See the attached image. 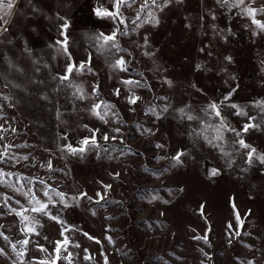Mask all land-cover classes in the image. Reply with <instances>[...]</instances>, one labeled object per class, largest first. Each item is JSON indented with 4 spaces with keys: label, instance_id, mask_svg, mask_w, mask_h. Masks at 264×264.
Here are the masks:
<instances>
[{
    "label": "rangeland",
    "instance_id": "rangeland-1",
    "mask_svg": "<svg viewBox=\"0 0 264 264\" xmlns=\"http://www.w3.org/2000/svg\"><path fill=\"white\" fill-rule=\"evenodd\" d=\"M32 3L39 12H33L27 0H17L8 31L0 36V172L12 174L0 175V249L7 254H0V264H105V256L107 264H264V164L256 159L264 156V113L256 106L264 103V33L254 35L249 17L240 9L220 8L215 0H183L162 12L152 8V0L140 12L145 0H135L132 7L121 8L125 22L119 29L127 34L118 33L116 39L124 51L100 54L93 38L113 32L118 20L99 18L94 9L114 11L109 0ZM251 7L264 8V0ZM149 9L159 18L156 26L144 22ZM58 16L71 24L72 60L77 66L86 62L83 72L74 69L71 74L82 84L84 100L73 98L67 82L61 85L55 79L68 63L48 47L61 38ZM256 19L264 22V15ZM118 57L127 61L128 71L110 67ZM125 79L141 85L133 89L140 97L135 105L127 101L132 93L122 83ZM226 95V103L248 114L238 116L235 109L221 105L232 128L258 125L241 137L256 149L251 165L248 150L233 145L237 137L232 132L224 133L223 144L232 153L231 165L218 148L193 133L204 121L218 123L201 109L210 102L220 104ZM95 103L111 106L102 107L104 120L89 111ZM166 105L168 111L162 112ZM180 108L201 120L178 119ZM117 128L119 133L113 131ZM89 129H99L101 148L82 155L61 150L67 144L79 147L91 136ZM103 133L109 135L107 142ZM207 135L215 133L209 129ZM178 151L185 153L183 163L173 167ZM213 168L219 169L218 175L210 174ZM105 185L111 187L106 190ZM49 188L64 193L69 206L49 205L63 224L26 212L38 221L28 224L36 235L10 208H30L20 194L29 189L46 202L43 192ZM82 193L87 196L80 198ZM50 195L58 201L54 192ZM195 237H206L207 243ZM65 238L69 243L57 254L56 242ZM25 239L27 245L22 244ZM68 253L72 255L66 260Z\"/></svg>",
    "mask_w": 264,
    "mask_h": 264
},
{
    "label": "snow or ice",
    "instance_id": "snow-or-ice-1",
    "mask_svg": "<svg viewBox=\"0 0 264 264\" xmlns=\"http://www.w3.org/2000/svg\"><path fill=\"white\" fill-rule=\"evenodd\" d=\"M17 0H0V36H3L8 31L7 25L10 22V17L12 16V9L15 7ZM256 0H215V3L220 7L227 9L231 11L232 9H240L241 13L246 15L250 18L251 24L255 26L253 29L254 35H259L261 33H264V22H261L260 20L256 19L257 14L264 15V8L256 9L251 7L252 4H254ZM27 3L32 6L33 12H39L40 9L33 5L32 0H27ZM109 3L113 5L114 11H109L107 9L96 7L94 9V14L99 18H109L113 21L118 20V24L115 27L114 31L111 32L108 35H105L104 33L97 34L93 40H94V46L96 47L97 53L105 54V53H111L113 49L118 52H123L124 49H122L119 46V43L117 42V34L120 33L119 24H123L125 22V19L121 13L122 7H132L133 4H135V0H109ZM183 0H152V8H157L159 11H164L165 8L169 7L172 4H182ZM149 5L147 3V0H145V4L141 6L140 12H143L145 9H148ZM209 15L211 16V19L215 20L216 15L214 11H209ZM59 20L62 21V23L58 26L59 36L60 39H56L53 43H50L48 45L49 48L54 49L56 53H59L60 55L64 56L66 61L68 63L66 64L65 73L62 75H59L58 77H55L57 79L58 83L61 85H65V82L67 84L65 85L69 89H71V94L73 98L78 100H84L87 97L84 93V88L82 84H76L72 78L71 74L73 73L74 69L77 72H83L85 70V63L86 62H80L77 66L76 62L72 60L71 53L69 51V43H70V37L68 33V29L71 27L70 21L66 17H57ZM140 19V15L138 13L136 20ZM203 19V17H202ZM136 21L134 20L133 23ZM145 23H151L153 26H156L159 24V18L155 14L154 11L149 9L147 14V19L144 21ZM186 27H191V25H186ZM126 35L127 33H120ZM145 41H147V37H145ZM10 42V41H9ZM26 52L31 54V49L25 47L24 49ZM203 51V49H201ZM148 53H146L147 55ZM231 57H225V60L228 62H231ZM87 63L90 64V59L87 61ZM110 67L113 69V71H121L126 72L128 71L127 68V61L123 57L115 58L111 63ZM200 65H197V70L200 69ZM90 71V68L88 69ZM264 71V69H262ZM122 83L127 86L128 91L132 93V95H129L127 97V101L129 104L135 105L137 101L140 99V97L136 96L133 92V89L136 87H140L139 81H133L130 79H125L122 81ZM169 85H171V81H167ZM98 88H93V92H97ZM115 94L119 96L120 90L115 89ZM47 99V97H45ZM166 99V98H165ZM230 100V96L226 95L223 100L220 102V104H217L216 102H210L205 108L201 109V111L204 113V116H212L213 119L218 120V123L215 125L209 124L207 121H204V124L200 131H196V129H193V133L196 137H199L203 140H205L210 146L214 148H218L219 151L222 153V155L227 159V163L231 165L234 161L230 158L232 156V153L225 150V147L223 146L225 142V132H232L237 139L233 141V145H238L241 149H247V163L251 165L253 163V156L256 153L255 148H251L242 137V133H247L250 128H256L258 125L256 123H245L242 126V129L240 131H237L236 129L232 128L231 125L228 123L227 119L221 114V105L224 107H230L232 109H235V114L238 116H247V112L241 108L239 105L235 103L228 104L226 101ZM261 109V112L264 113V103H260L256 105ZM102 107L104 109H110V105H102L101 103H95L89 108V111L99 117L101 120H104V114H102L101 109ZM146 111H151V113L156 116V119H160V114L155 112L154 109H149ZM162 112H167L168 107L167 105L161 109ZM178 112V119L181 120H188V121H197L199 122L201 120L200 116L194 115L192 112L188 111L186 108H180L177 110ZM57 119L60 118L59 111L57 112ZM250 120H255V117H249ZM107 122V121H105ZM2 127V126H0ZM211 129L215 135L209 136L207 135V131ZM91 132L90 137L83 138L79 144V147H73L71 144H67L64 149H61L62 151H65L72 154V155H82L86 151L95 150L98 148H101V144L96 139V133L99 131V129H89ZM113 131L119 133L120 129H114ZM144 132H152V129H145ZM117 137L113 136L112 139L115 140ZM64 139H67V137H64ZM102 139L104 142H107L109 140V135L107 133L102 134ZM158 148H163L164 145H156ZM107 151V149H103ZM6 154V151L5 153ZM185 153L183 151H178L173 157L172 160L174 161L173 167L180 165L183 163L181 157L184 156ZM26 159V158H25ZM256 159L261 163L264 164V156H256ZM2 162V161H0ZM48 167L51 168V162H49ZM210 174L212 176L219 174V169L213 168L210 170ZM0 175H6L11 176V173H2L0 172ZM4 181L0 180V183H3ZM31 183V181H29ZM41 184H44V181H40ZM23 187V185H21ZM105 189H109L110 185H105ZM18 191H20L18 189ZM50 192L55 193V197L58 198V201L53 199V196L50 195ZM25 197V199L28 201V204L31 206L26 207L23 204H20L19 201H17V204H20V210H16L14 208H10V211L15 212L17 216L21 218V220L26 222V227L28 232H35L34 228L28 226L29 223H38V221L35 219V217H29L26 216L25 213L31 211L32 213H39L45 216H48L49 219L55 220L57 223L63 224L64 221H62L59 216H53L51 214V211L49 209V205H52V207H55L56 204L59 202L64 207H68V203L65 199V194L61 193L59 191H56L54 189H50L48 191H44L43 195L47 197V201L40 200L34 191L32 189H29L28 192H22L20 193ZM87 193H82L80 198L86 197ZM97 197L99 200H103V195L101 193H97ZM156 197L153 196L151 199H155ZM72 199H76V197H73ZM89 200H92V197H88ZM97 200V202H99ZM167 201H165L166 203ZM5 203H7V198H5ZM201 209H203V205L201 206ZM94 214V213H93ZM201 215H203V212L201 211ZM237 219L239 220V216H237ZM229 228H231V224L228 225ZM36 235H39L38 232H35ZM3 233H0V236H2ZM85 236L88 237V239H93L91 236H89L87 233H85ZM7 239V237H4ZM195 239H203L205 243H207L206 237H195ZM109 242L111 243V238L108 237ZM97 243H100L98 240ZM29 243L28 239H25L22 241L23 245H27ZM57 247L55 249V252L58 254L61 251V247L63 245H66L69 243L68 239L65 238L63 241H57ZM76 247H79V245H75ZM13 250H15V245H12ZM41 251H46L45 249L41 248ZM64 251L67 252V248H64ZM0 254L7 255L3 252V249H0ZM208 259H211V257L208 256L207 253H203ZM23 253H18V259L21 257ZM71 253H68V257H65L67 260L69 257H71ZM90 258V257H86ZM105 264H107V257H104ZM43 264V262H41ZM70 264V261H69ZM249 264H253V262H249Z\"/></svg>",
    "mask_w": 264,
    "mask_h": 264
}]
</instances>
